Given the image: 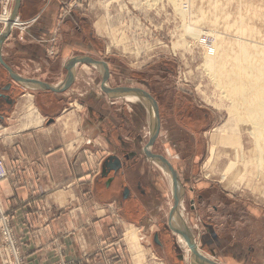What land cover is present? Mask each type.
<instances>
[{
  "label": "crops",
  "instance_id": "crops-1",
  "mask_svg": "<svg viewBox=\"0 0 264 264\" xmlns=\"http://www.w3.org/2000/svg\"><path fill=\"white\" fill-rule=\"evenodd\" d=\"M9 2L0 0V14L9 16L0 21V158L8 172L0 179V211L13 217L25 264H130L126 239L139 257L141 247L152 246L160 262L151 264H206L180 254L177 239L192 238L190 216L165 211L166 181L154 182L144 166L160 137L156 127L145 146L144 120L132 115L126 95L139 89L89 83L81 64L97 62L94 45L79 54L82 29L75 14L60 18L64 0ZM86 85L92 102L82 96ZM101 88L111 92L105 106L98 104L107 95ZM98 149L105 151L101 176ZM169 165L178 178L179 168ZM147 173L154 184L145 183ZM166 220L176 234L164 228ZM130 228L136 234L127 238Z\"/></svg>",
  "mask_w": 264,
  "mask_h": 264
},
{
  "label": "rangeland",
  "instance_id": "rangeland-1",
  "mask_svg": "<svg viewBox=\"0 0 264 264\" xmlns=\"http://www.w3.org/2000/svg\"><path fill=\"white\" fill-rule=\"evenodd\" d=\"M60 9V18L75 14L72 18L82 29L77 35L81 41L79 54H87L88 46L94 45L93 57L107 66L105 76L101 63L81 64L89 73V83H123L139 89L127 90L126 95L129 93L134 101L129 102L132 115L144 120L147 148L150 134L160 123L159 143L151 145V152L164 154L181 173L176 178L168 170L169 164L166 167L159 157L144 155L143 160L145 168L153 172L154 182L160 178L166 181L161 204L165 211L177 212L176 218L190 216L189 239L210 260L264 264V156L262 165L254 163L256 142L247 126L240 128L231 113L238 105L225 99L216 84L219 78L240 70L239 56L242 62L258 57V63L252 62V66H264V0H64ZM8 17L0 14V21L8 22ZM189 26L197 29L196 34L187 32ZM206 45L212 51H207ZM243 49L256 58L245 56ZM233 80L237 84L236 76ZM87 86L82 87V96L92 102ZM102 91L108 96L97 89L102 93L98 104L105 106L111 92ZM148 95L162 111L159 123L156 105ZM78 107L82 109V105ZM258 118L263 120L264 116ZM103 152L98 149L96 154L99 176ZM236 157L253 162L238 161L233 170L225 171ZM147 175L145 183L154 184ZM7 176L8 172L0 179ZM175 193L180 196L177 201ZM164 228L175 232L168 220ZM128 232L127 238L136 234V229ZM180 238L176 241L180 254L191 256L188 238ZM129 240L125 242L130 264L133 256L141 264L160 262L149 250L152 246L141 247L143 254L139 257L138 248ZM23 247L12 215L0 211L2 264H25Z\"/></svg>",
  "mask_w": 264,
  "mask_h": 264
},
{
  "label": "bare ground",
  "instance_id": "bare-ground-1",
  "mask_svg": "<svg viewBox=\"0 0 264 264\" xmlns=\"http://www.w3.org/2000/svg\"><path fill=\"white\" fill-rule=\"evenodd\" d=\"M235 24H239L238 21ZM257 30L259 31V29ZM196 31L197 29L195 27H187V32L189 34L194 35L196 34ZM211 48L212 47L207 46V51H212L210 50ZM220 48L221 47L219 45L218 49ZM243 51H245V56H248L249 54L252 58L255 56L253 52H251L253 53L251 54L245 49H243ZM259 59L260 58L257 57L256 59H252V61L249 60V62H242L240 61L239 56V59L237 58V60L240 70L236 71L235 69V71L227 75L225 79L219 78L220 81H218L216 84L221 89V93L225 99L230 100L231 103H234V106L238 105L235 106L234 111H231V113L235 114L240 128H242L244 125L247 126L246 129L256 142L255 149L257 151V156L255 157L256 159L254 160V163H259L262 165V157L264 156V118L262 120L258 117L264 116V66H262L261 63L257 67L252 66V62L258 63ZM234 76L237 77V84H234ZM128 98L133 99L132 97ZM237 151H239V149ZM238 161L240 163V161L247 162L248 160H238L237 158L235 162H231L225 171L233 170V168L236 167ZM248 162H253V160ZM222 176L223 180L227 179L226 173H223Z\"/></svg>",
  "mask_w": 264,
  "mask_h": 264
},
{
  "label": "water",
  "instance_id": "water-1",
  "mask_svg": "<svg viewBox=\"0 0 264 264\" xmlns=\"http://www.w3.org/2000/svg\"><path fill=\"white\" fill-rule=\"evenodd\" d=\"M10 24L12 23V19L10 20L9 22ZM97 63V62H96ZM101 63V62H99ZM102 64V63H101ZM105 67V65H104ZM73 77V72L70 71V78ZM149 96V95H148ZM150 99H151V96H149ZM153 102H154V105H156V113L158 114V108H157V104L155 103V101L153 99H151ZM188 238V237H187ZM188 243H189V246H190V249H191V252L192 254L198 259L200 260L201 262H204L206 264H220V263H217V262H214L212 260H210L209 258H207L206 256L202 255L200 252H199V249L198 247L196 246L195 243H193L189 238L187 239Z\"/></svg>",
  "mask_w": 264,
  "mask_h": 264
},
{
  "label": "built area",
  "instance_id": "built-area-1",
  "mask_svg": "<svg viewBox=\"0 0 264 264\" xmlns=\"http://www.w3.org/2000/svg\"><path fill=\"white\" fill-rule=\"evenodd\" d=\"M6 176V171L3 165V161H0V178L5 177Z\"/></svg>",
  "mask_w": 264,
  "mask_h": 264
},
{
  "label": "flooded vegetation",
  "instance_id": "flooded-vegetation-1",
  "mask_svg": "<svg viewBox=\"0 0 264 264\" xmlns=\"http://www.w3.org/2000/svg\"><path fill=\"white\" fill-rule=\"evenodd\" d=\"M158 104V103H157ZM157 108H158V123H159V118L161 117V114H162V111L160 110V106H158L157 105ZM155 110H156V107H155ZM159 128H160V123H159ZM159 137V136H158ZM154 156L155 157H159L158 159L160 160L161 158H160V155H156V154H154ZM164 163V162H163ZM164 164H166V163H164Z\"/></svg>",
  "mask_w": 264,
  "mask_h": 264
}]
</instances>
